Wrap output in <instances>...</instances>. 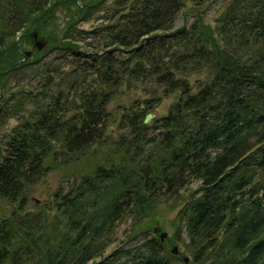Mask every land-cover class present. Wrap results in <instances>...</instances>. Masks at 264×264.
Here are the masks:
<instances>
[{"label": "trees", "instance_id": "trees-1", "mask_svg": "<svg viewBox=\"0 0 264 264\" xmlns=\"http://www.w3.org/2000/svg\"><path fill=\"white\" fill-rule=\"evenodd\" d=\"M69 5L56 62L24 71L51 48L41 23L23 30ZM185 10L190 23L175 28ZM88 22L96 25L79 27ZM22 39L32 47L23 61ZM35 78L40 86L26 90ZM137 84L144 105L116 118L109 103ZM168 95L165 115L145 125ZM13 117L19 123L0 136V199L18 206L0 221V264H169L180 231L174 241L144 233L178 198L188 264H264V0H0V126ZM108 122L124 133L105 134ZM55 152L64 162L87 156L88 166L56 191V216L53 206L23 213L24 186ZM126 216L144 234L139 247L104 256Z\"/></svg>", "mask_w": 264, "mask_h": 264}, {"label": "rangeland", "instance_id": "rangeland-1", "mask_svg": "<svg viewBox=\"0 0 264 264\" xmlns=\"http://www.w3.org/2000/svg\"><path fill=\"white\" fill-rule=\"evenodd\" d=\"M188 6V4H187ZM66 10L65 8H58V7H49L48 17L45 19L38 17L35 22H32L31 25L23 30H29L31 31L33 28H35L38 24L41 23V35L44 39L47 40L48 47L51 48L50 51L45 52L42 51L38 54L37 57L34 55L29 58V61L26 63L24 71H36L41 70L42 66L49 60H55L56 62V31L60 28V19L65 15V12H71L73 10V6L69 5ZM190 11H181L175 19L174 27L178 28L181 27L184 23L185 25L189 24L191 21L190 18ZM216 7L213 6L205 15L204 20L212 25L213 17L216 15ZM44 21V22H43ZM96 23L94 22H88L81 24L79 27L85 30H89L92 27H94ZM45 29V32L43 30ZM21 31V33L23 32ZM21 33H18V36L20 37ZM53 37V38H52ZM25 39V38H24ZM19 40L18 46L23 48L21 54H23L26 51L32 50V47L28 46V43L26 40ZM22 58V56H21ZM39 59V60H37ZM37 60V61H36ZM23 61V60H22ZM36 61V62H35ZM20 74V73H19ZM3 81L6 82V79H3ZM43 79L40 81L38 78L32 79L28 81L27 79L24 80V88L26 90L29 89V87H39L40 83H42ZM9 82L7 83V85ZM6 85V87H7ZM17 89L12 88L9 89V95H11V92H16ZM146 92L140 87L139 84L136 86H131L129 89L125 87L119 88L117 96L109 103V111H113V115L117 118L118 115L115 113L121 114L123 107L124 108H131V106H139L140 108L144 105V102L142 100L146 97ZM7 96V95H6ZM160 102L157 104L155 108H153L150 111H147L145 114H149L152 118L148 122V124L153 128L152 122L159 118L160 116L165 115L168 106L172 102V96H160ZM111 113V114H112ZM144 114V115H145ZM18 118L13 117L7 119L3 125L0 126V136L6 137V134L10 133L12 129L18 124ZM105 128V134H115L120 135L121 133H124L125 128L120 125L116 124V122H108L104 125L103 130ZM154 129L148 130V134H151ZM1 138V137H0ZM56 147V146H55ZM87 156L83 158H78L77 161L74 162H64L62 158H56V152L54 153L53 159L48 160V170L45 172L44 176L37 182L33 184L25 185L24 190L22 191V195L25 194L26 200L23 202V207L21 208L23 213L24 212H35L34 210L38 209L39 207H52L49 211H52L54 213V216H56L55 211V195L56 191L61 192L64 194L68 187L66 186L65 182L70 181L72 178L77 177V171H81L84 169V167L88 166L87 162ZM197 186V183H192L187 189H195ZM186 193H182V196H184ZM37 201V202H36ZM12 204V205H10ZM17 203H9L6 199H0V221L11 214L12 208ZM179 198L176 199V202L169 201L165 204L160 205L156 209L154 217H152V222L150 224L151 231H148V233H144L147 238H150V236H158L159 232L166 233L167 239H173L174 241V234L176 229H178L179 236L181 237V242L174 241V245L170 246L166 253L168 254L172 251L173 248H176V254L170 253L171 256H174L173 258L169 259V264H184L182 259L184 257L187 258V261L185 264H188L190 262V256L187 252V249L185 247L186 245V238L181 233L180 223L178 222L177 218V210L179 208ZM18 206V204H17ZM37 211V210H36ZM147 221V220H146ZM133 223L131 222V218L129 216L123 217L120 221H118L115 224L114 227V233L113 238L108 247L105 249L104 256H107L110 254V252L117 251L119 249H129L131 253L136 251L141 243V236H144V234L141 232L142 230H138V225L135 227H132ZM145 224V223H144ZM157 227L159 229V232L156 234H152V228ZM141 232V234H139ZM135 235V236H134ZM140 236V238H139ZM98 260V259H96Z\"/></svg>", "mask_w": 264, "mask_h": 264}, {"label": "water", "instance_id": "water-1", "mask_svg": "<svg viewBox=\"0 0 264 264\" xmlns=\"http://www.w3.org/2000/svg\"><path fill=\"white\" fill-rule=\"evenodd\" d=\"M31 37L33 39V43H34V47L37 51H41L44 47H45V40L42 38H39L38 33L36 31H33L31 34ZM32 55V51H26L23 53V59L25 60V58L30 57ZM151 116L149 114H146L143 118V123L144 124H148V122L151 120ZM37 202V201H36ZM153 232L158 233L159 229H154ZM159 239L162 241L165 237H166V233H160L158 234ZM172 254H176V248L172 249ZM187 261V258H183V262L185 263Z\"/></svg>", "mask_w": 264, "mask_h": 264}]
</instances>
